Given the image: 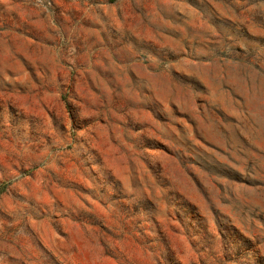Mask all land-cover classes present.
Instances as JSON below:
<instances>
[{"label":"rangeland","instance_id":"obj_1","mask_svg":"<svg viewBox=\"0 0 264 264\" xmlns=\"http://www.w3.org/2000/svg\"><path fill=\"white\" fill-rule=\"evenodd\" d=\"M0 264H264V0H0Z\"/></svg>","mask_w":264,"mask_h":264}]
</instances>
